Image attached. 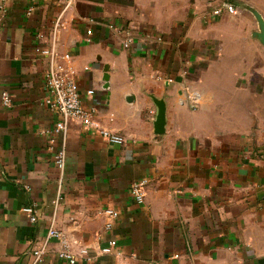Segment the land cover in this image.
<instances>
[{"label":"crops","instance_id":"obj_1","mask_svg":"<svg viewBox=\"0 0 264 264\" xmlns=\"http://www.w3.org/2000/svg\"><path fill=\"white\" fill-rule=\"evenodd\" d=\"M224 2L237 15L213 17ZM252 11L264 21V0H0V264H27L52 222L62 237L43 264H70L63 251L74 264H264V46ZM61 14L57 50L71 55L84 105L125 139L71 122L62 174L37 54ZM152 97L166 105L163 134Z\"/></svg>","mask_w":264,"mask_h":264},{"label":"built area","instance_id":"obj_2","mask_svg":"<svg viewBox=\"0 0 264 264\" xmlns=\"http://www.w3.org/2000/svg\"><path fill=\"white\" fill-rule=\"evenodd\" d=\"M37 0H31L36 2ZM30 9L29 11H31ZM223 13L237 15L238 10L235 6L228 2L222 3L220 7L212 8L213 17H220ZM64 27L62 14L59 15L53 24L50 41L48 45L37 49V54L48 58V66L43 74L44 88L46 91L45 103L47 106L60 116V121L56 123L54 133L61 136V145L55 150L53 161L60 173L62 174L67 158L66 149V132L71 122H76L82 130L97 134L103 140L114 144L123 145L125 139L119 133L112 131L102 124L101 112L96 105L85 106L78 84L75 80V70L71 64V55L68 53L60 54L57 50V34ZM92 32H87L86 42H91ZM122 47L130 49L134 46V40L130 36H126L122 40ZM93 90H88L86 95L91 98ZM1 103L8 108L11 105V97L7 91L1 94ZM147 180L133 182L130 186V194L137 203H142L144 198V190ZM22 212L29 218L31 223L37 221V214L32 206H24ZM112 217H116V213L108 211ZM62 233L53 226V222L49 227L46 237L34 243L29 249L30 261L27 264H43L49 250V242L54 238H61ZM61 258L67 259L70 264H74L73 256L67 251L59 254Z\"/></svg>","mask_w":264,"mask_h":264},{"label":"water","instance_id":"obj_3","mask_svg":"<svg viewBox=\"0 0 264 264\" xmlns=\"http://www.w3.org/2000/svg\"><path fill=\"white\" fill-rule=\"evenodd\" d=\"M252 13L255 15L259 27V32L254 33L253 36L264 46V21L259 14L253 11ZM103 79L104 81H108V74L106 73V71L103 76ZM152 100L157 109L156 118L154 122V133L163 134L166 121V105L163 99H156L152 97Z\"/></svg>","mask_w":264,"mask_h":264}]
</instances>
